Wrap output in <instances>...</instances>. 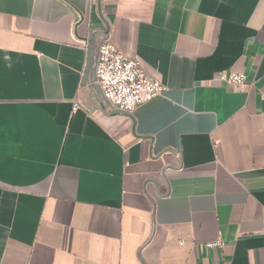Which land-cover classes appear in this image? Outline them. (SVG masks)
Listing matches in <instances>:
<instances>
[{
    "label": "crops",
    "instance_id": "obj_1",
    "mask_svg": "<svg viewBox=\"0 0 264 264\" xmlns=\"http://www.w3.org/2000/svg\"><path fill=\"white\" fill-rule=\"evenodd\" d=\"M106 35L165 86L131 113ZM263 225L264 0H0V264H264Z\"/></svg>",
    "mask_w": 264,
    "mask_h": 264
},
{
    "label": "built area",
    "instance_id": "obj_2",
    "mask_svg": "<svg viewBox=\"0 0 264 264\" xmlns=\"http://www.w3.org/2000/svg\"><path fill=\"white\" fill-rule=\"evenodd\" d=\"M215 78L244 90L246 75L241 72H217ZM94 81L102 97L118 112L131 113L141 103L161 94L165 90L162 81L148 74L137 58L127 56L104 36L97 47L94 66ZM74 102L72 111L78 108ZM264 241V225L262 226ZM221 242H217V244ZM216 243H211L215 245Z\"/></svg>",
    "mask_w": 264,
    "mask_h": 264
}]
</instances>
